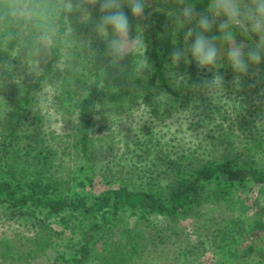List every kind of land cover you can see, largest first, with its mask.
Wrapping results in <instances>:
<instances>
[{
	"label": "trees",
	"instance_id": "1",
	"mask_svg": "<svg viewBox=\"0 0 264 264\" xmlns=\"http://www.w3.org/2000/svg\"><path fill=\"white\" fill-rule=\"evenodd\" d=\"M188 2L195 4L198 14L209 4V0ZM123 10L133 33L137 24L149 26L151 81L144 84L142 78L131 77L133 87L138 86L134 91L140 90L144 96L143 105L153 111L155 120L150 124L155 128L164 124L170 112L182 113L189 130L213 126L211 133L219 134L222 154L218 159L198 160L193 155L198 145L192 154L179 156L182 141L161 143L157 137L154 143L147 138L152 131H147L134 143L142 155L131 153L137 157L136 164L142 156L153 155L152 167L140 176L151 189L110 188L107 181L106 190L94 191L90 184L95 178L85 174L93 159L90 156L99 147L97 142L104 141L94 137L95 116L107 110L112 118L118 107L117 119L121 108L131 112L134 108L124 102L120 81L111 84L103 78L106 44L102 39L91 41L87 49L91 68H60L64 39L73 29L71 44L78 55L81 33L87 36L92 31L100 16L99 5L90 7L91 19L83 25L75 14L62 15L55 42L47 49L38 48L29 34L17 32L8 39L7 30L0 31V81L17 117L13 123L0 120V226L16 225L29 232L0 236V264H264V235L247 232L251 220L264 217V60L250 65L249 74L241 75L237 85L238 74L228 61L218 62L219 68L198 69L189 54L185 84L171 81L163 37L168 13L158 11L143 21V17H132L127 5ZM237 36L243 38L245 52L257 41ZM40 61L43 63L38 65ZM215 72L223 76L224 83L212 102L192 85L210 79ZM55 84H59L58 91L82 95L74 99L73 155H59L54 149L53 142L61 139L45 133V117L37 102L39 93ZM152 87L159 91L154 92L159 102L152 96ZM150 145L158 147L156 153ZM65 155L83 165L65 167ZM153 167L158 168L153 171ZM166 172L172 176L155 178ZM246 189L255 194L247 195ZM186 221H191V233L184 227ZM207 255L213 258L205 262Z\"/></svg>",
	"mask_w": 264,
	"mask_h": 264
},
{
	"label": "rangeland",
	"instance_id": "2",
	"mask_svg": "<svg viewBox=\"0 0 264 264\" xmlns=\"http://www.w3.org/2000/svg\"><path fill=\"white\" fill-rule=\"evenodd\" d=\"M97 5L93 6L96 7ZM183 6L178 2V0H149L148 5L145 8V13L143 16V21H146L147 19H150V16L153 13H156L158 11H165L166 13L169 12H178L180 8ZM75 18H79L82 22V25L84 23H87L89 19L75 16ZM167 26L164 29L163 37L165 40V52H166V61L167 65H169L167 71L169 79L176 80L175 76L173 74H176V76L182 75L187 78V75L185 72L188 70V63H185V61L182 59L178 65H173L170 58V53L175 47L185 48L190 47L192 43H194L195 40V31L193 32V36L190 38V40L186 43L184 41V33L187 30V28H193L196 29V23L193 21L191 24L185 25V27L181 28L177 23H175V18L173 16L168 15V21ZM219 20H217V23ZM149 26L143 25L141 27V32L144 37L145 44L147 45L146 53L145 55L148 58V61L150 60L148 51L150 49V38L149 35L146 33V29H148ZM79 28H76L78 30ZM71 29L69 31V36L64 39L65 48L63 50V57H62V64L60 66L61 69L68 68L71 66H77V68L83 69H89L91 68V64H89V58L88 51L90 42H99L101 39L104 41L105 38H101L93 31L90 32L89 35L85 36V34L82 32L80 37L79 45L77 46L78 49V55L77 52L73 53V50L76 51L75 46L71 44L72 39L70 38L72 36ZM219 34V27L217 30L212 29L210 33H206L208 36H215ZM135 35V32L133 33ZM244 39H247V37L244 36ZM258 40V37L255 35L251 36V40ZM99 40V41H97ZM237 43L244 42L243 38L236 36ZM217 46L221 49L220 51V57L218 62L220 61H227V48L228 45L225 42L217 41ZM143 53V49H140L138 52H133V54L129 55L125 60L121 62V67H110L109 61L110 57L107 56L105 53V56L103 58L104 65L102 66L103 73H105V77L103 78L107 79L109 83H112V80L120 81L121 86L120 88L124 90L123 96L124 102L130 103L131 106H133V110L131 112L127 111L128 109H120L121 115L118 116L116 119V114L118 111V107L114 108L112 114L115 115V117L112 118L115 120H112V118L109 115H106V111H101L100 114H97L95 116V133L94 137L97 138H103L104 141L97 142V146L100 147L102 145V148L97 147L95 150L96 153H93L90 158H93L92 161L87 166V174H85V177H90L89 174L95 178L94 184L91 185L92 189L94 191H97L100 193L103 190H106L107 187H109L108 183H110V188L112 187H118L120 185L131 187V189L135 190H141V189H151V185L146 184L145 180H140V176L143 174L144 171L150 168V159L153 157H147L142 156L143 160H140V162H137V155L141 154V151L138 149L136 150V145L134 143L138 144V139L141 137L143 138V135L147 131H152V134L147 136V138H152L154 143L157 141V137H160L161 143H168L170 140H173L174 144L177 145L179 141H182L183 148L181 149L179 156L182 155L184 152L186 155L192 154L195 149H197V146L199 147L196 153L193 155L197 156L198 160L207 161L210 159H218L217 157L222 154L223 145L219 143V140L221 141L219 134L217 132H212L213 126L207 128V129H191L189 130L188 126L184 125L182 119L183 115L179 112H170L166 115L164 118L165 121L164 124L157 126L155 128L153 123V120H155V117L153 118L152 114L153 111L150 110V107H145L143 104H145L144 96L140 95L139 91H134L135 86L133 87V77L131 75H136L138 78H142L141 81L144 84L147 81H151V64L149 61L150 68L146 69L142 75L139 73H136V65L135 60L138 58L139 55ZM41 54L45 55L46 52L42 51ZM188 59V57H187ZM43 61L38 62V65H41ZM220 64V63H219ZM122 69V70H121ZM205 71V70H203ZM63 78V76H62ZM86 78V77H84ZM83 79V78H82ZM135 80V79H134ZM86 81V79H85ZM186 81V80H185ZM175 82V81H174ZM141 84V85H144ZM185 84V82H183ZM56 86V87H55ZM55 86H50L44 93L41 92L37 96V102L40 106L41 113L45 117L43 123L45 126V133L47 135H54L61 140L58 142H53V145L55 146L58 151L59 155H63L62 153L69 154L72 153V155L75 153V150L71 148L73 141H75V137L71 136L76 125L75 118H73L74 112V99L79 100L78 97L82 96L81 94L76 96L73 93H65L64 89L59 88V91L57 90V87L59 84H55ZM140 88V87H139ZM69 89V88H68ZM64 92V93H62ZM127 92V93H126ZM156 94L159 92L157 89L152 87V96L156 101H160V97H158ZM4 88L0 81V120L3 119L6 123H13L15 122V118L13 115H15L14 107L9 103V98L4 97ZM70 96V101L69 97ZM142 104V105H141ZM141 105V106H140ZM137 108V110H136ZM115 109L117 111H115ZM151 111V112H150ZM131 112V116H130ZM177 113V114H176ZM72 119V121H71ZM14 120V121H13ZM196 125V121L194 123ZM7 126H5V129ZM210 130V131H209ZM207 133H210V136L207 137ZM217 135V137H216ZM69 136V137H67ZM139 136V137H138ZM67 137V138H66ZM138 137V138H137ZM212 137V138H211ZM217 138V139H216ZM134 141V142H133ZM130 144V151H128V146ZM213 144L218 145L213 146ZM57 145V146H56ZM141 146V145H140ZM142 147V146H141ZM150 150L154 153L157 152L158 147L150 145ZM213 147V148H212ZM189 148H191V152H189ZM135 151V155L133 156L131 152ZM190 153V154H188ZM62 160L64 159L65 167H70L69 164H75L78 167L82 166L83 163L80 164L76 163L71 156H63ZM146 157V159H144ZM188 161H191L190 159ZM67 163V164H66ZM88 163V160H87ZM76 166V167H77ZM74 167V169L76 168ZM152 167V166H151ZM160 167V166H159ZM95 168L94 173H92V169ZM158 167H153L152 170L156 171ZM102 169V170H101ZM106 169H110L106 170ZM130 175H133L132 180L128 181L126 179ZM156 175V174H155ZM172 176L171 173L166 172L165 174L157 175L155 176L156 179H165L170 178ZM108 181V183H106ZM89 187V189H90ZM247 195L253 196L255 193H251L250 189H246ZM252 207V206H250ZM127 216V214H126ZM127 220V219H126ZM131 219H128V221ZM257 220V219H255ZM132 221V220H131ZM251 224H249L247 232L250 233V235H264V217H261L260 220L253 221L251 220ZM184 227L186 228V231L191 233V221L183 222ZM24 232L29 233L27 231H24L22 229H19L16 225L12 227H6L0 226V236L4 233V236H10L11 234L15 232ZM193 241H195L194 235L192 236ZM10 239V238H9ZM213 258L212 255H207L203 258L205 262L211 261ZM260 258V256H259ZM44 260V257L42 258ZM40 263V262H39ZM161 264V262H159Z\"/></svg>",
	"mask_w": 264,
	"mask_h": 264
},
{
	"label": "clouds",
	"instance_id": "3",
	"mask_svg": "<svg viewBox=\"0 0 264 264\" xmlns=\"http://www.w3.org/2000/svg\"><path fill=\"white\" fill-rule=\"evenodd\" d=\"M183 5L178 12H169L181 28L196 23V29L187 28L184 41L187 43L195 31V40L190 47H175L170 53L173 65L183 59L188 63V55L196 62L198 69L211 70L219 68L221 49L217 41L227 43V61L238 75L235 83L240 84V76L248 75L250 65H260L264 60V0H209L207 9L197 13L194 3L178 0ZM149 0H0V31H5L8 39L17 32L29 34L38 48L47 49L55 42L59 31V18L75 14L78 17L91 19L90 7L99 5L100 16L94 22L92 31L105 38L106 54L110 57V67H121V62L133 52L143 49L135 60L136 73L142 75L150 68L145 55V44L140 25H136L135 35L132 32L128 14L123 10L125 5L131 10L132 17L139 20L144 16ZM219 20V34L208 36ZM237 33L251 39L258 37L250 50L245 52L246 45L237 43ZM8 67H13L10 63ZM122 70V69H121ZM252 75H257L253 71ZM175 76L176 82H186L182 75ZM223 76L218 72L211 78H203L192 85L210 97L216 99V90L222 88ZM164 94H161V96Z\"/></svg>",
	"mask_w": 264,
	"mask_h": 264
}]
</instances>
